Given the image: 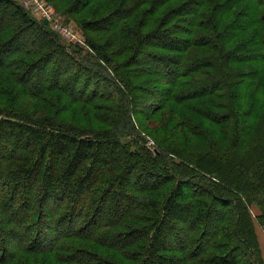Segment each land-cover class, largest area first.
Masks as SVG:
<instances>
[{
	"label": "trees",
	"instance_id": "obj_1",
	"mask_svg": "<svg viewBox=\"0 0 264 264\" xmlns=\"http://www.w3.org/2000/svg\"><path fill=\"white\" fill-rule=\"evenodd\" d=\"M81 25L115 41L89 37L94 57L0 0V97L9 82L18 94L0 99V264H264L255 226H264V0L121 1ZM115 46L157 77L146 120L174 104L185 148L147 149L128 122L77 127L29 112L26 100L54 91L69 109L127 100L129 74L117 81L94 60L110 68ZM182 109L204 129L179 122Z\"/></svg>",
	"mask_w": 264,
	"mask_h": 264
},
{
	"label": "rangeland",
	"instance_id": "obj_2",
	"mask_svg": "<svg viewBox=\"0 0 264 264\" xmlns=\"http://www.w3.org/2000/svg\"><path fill=\"white\" fill-rule=\"evenodd\" d=\"M19 5L24 4L25 9L30 14H34L35 17L40 15V13L48 7H52L54 10L53 20L50 24V30L54 31L60 38L61 41L67 45H73L78 48H82L86 52L90 51L87 46V39L92 37L96 42L100 44H108L110 41L114 40L112 32L110 31H100V32H89L85 31L82 28L81 23L83 21H87L90 19L98 18L102 15L107 14L111 11L116 5H118L121 1H127L131 3L135 0H97L93 5H90L86 10L82 13L75 14L72 9L73 7L80 10V6L76 2L77 0H15ZM84 0H78V3H82ZM28 4H26V3ZM76 5V6H75ZM22 6V5H21ZM240 5L236 8L234 15H237L240 11L238 9ZM243 10V9H242ZM73 12V13H72ZM79 12V11H78ZM242 15V14H241ZM33 16V15H32ZM34 17V16H33ZM230 16L227 20H231ZM264 28L262 27V30ZM59 33V34H58ZM121 46H115L114 48H108V57L114 62V65L108 66L104 63L100 58L94 59L96 63L102 64L108 71L109 74L116 76L117 81H122L121 76L127 72L131 77L129 80L133 82V88H129L126 86L125 82H123V90L126 93L127 100H121L119 97L115 96L114 98L107 99L106 96L96 97L91 99V105L80 103L78 106H75L72 109H69V98L67 97V93L54 91L49 93H43L42 96L36 99L26 100L25 102L30 109V113L35 115L38 111H43L49 118L59 119L61 121L67 120L70 121L72 125H76L77 127H85V121H88L89 125H92L94 122V117L98 118L99 121H109L112 119L113 123L118 124V126L125 125L128 122V126H133L136 135L141 137V142L143 146L147 149H156L157 152H162L167 155L169 152L165 149L172 148V146L176 145L178 148H185L187 146L185 142V132L187 129H179L178 122L176 123V113L174 109V104H169V109L165 110L157 116L153 122H149L146 118L149 115L151 117L150 112L145 110L144 103L148 99H150L149 92H146L145 89L148 86L156 87L159 83L152 82L148 83V80L156 81L157 77L151 76V74H141L139 73V65L138 61L133 57V53L127 52ZM94 57L95 54L92 53ZM98 58V57H97ZM141 63L144 62V58L140 59ZM146 61V59H145ZM142 65V64H141ZM148 66L151 67V64H144L143 67ZM116 68V70H115ZM113 69V70H112ZM117 71V72H116ZM75 72V71H74ZM73 72V74H74ZM9 73L11 71L9 69L4 70V74L9 78ZM114 73V74H113ZM117 73V74H116ZM139 74L138 77L133 78L134 75ZM7 84V82L5 81ZM148 83V84H147ZM15 86L9 82L4 90L6 91L5 97H0L2 103H5L8 98L7 95H11L13 99L16 97L17 92H15ZM103 90V88H102ZM9 101V100H8ZM94 101V102H93ZM160 102V99H159ZM158 102V103H159ZM195 104V103H194ZM203 108L208 112L213 111L211 106L209 105L207 100H203L201 103ZM198 105V103L196 104ZM193 107H196L192 105ZM130 108L132 110L130 111ZM125 110V112H124ZM181 118L182 120H178L184 125L195 124L199 125L204 129L206 120L202 116H195L189 111H185V109L181 110ZM147 116V117H146ZM179 118V117H178ZM191 120V121H188ZM142 120L143 124L141 127L139 126V121ZM169 125V127H168ZM174 126V128H173ZM100 127H105L101 124ZM123 127V126H122ZM188 128V127H187ZM127 129V128H126ZM174 134H179L181 137L176 139V143L174 140H171ZM127 141H131V139L125 138ZM165 139H169L165 144L162 141H166ZM199 141V140H198ZM160 145H159V144ZM161 143L164 147H161ZM206 143L203 141L201 146ZM177 149V148H176ZM251 214L253 218H256L260 214V209L256 204L251 206ZM256 232L257 236L262 239V247L264 251V226L260 225L255 220ZM258 238V239H259ZM260 243V241H259ZM261 247V245H260ZM88 250L93 251L91 246L88 247ZM63 255L67 254L66 251H62Z\"/></svg>",
	"mask_w": 264,
	"mask_h": 264
},
{
	"label": "built area",
	"instance_id": "obj_3",
	"mask_svg": "<svg viewBox=\"0 0 264 264\" xmlns=\"http://www.w3.org/2000/svg\"><path fill=\"white\" fill-rule=\"evenodd\" d=\"M26 3V2H25ZM27 4V3H26ZM23 8H25L24 4H21ZM28 5V4H27ZM34 16L35 19H37L38 21L44 22L45 20L48 21V24L52 23L53 20V15H54V10L52 7H48L45 8L40 15H38L37 17H35L34 14H31ZM59 34V33H58ZM153 150V149H152Z\"/></svg>",
	"mask_w": 264,
	"mask_h": 264
},
{
	"label": "crops",
	"instance_id": "obj_4",
	"mask_svg": "<svg viewBox=\"0 0 264 264\" xmlns=\"http://www.w3.org/2000/svg\"><path fill=\"white\" fill-rule=\"evenodd\" d=\"M258 235V234H257ZM259 238V237H258ZM259 241H260V245H261V250H262V255H263V259H264V251H263V245H262V239L260 240V238H259Z\"/></svg>",
	"mask_w": 264,
	"mask_h": 264
},
{
	"label": "water",
	"instance_id": "obj_5",
	"mask_svg": "<svg viewBox=\"0 0 264 264\" xmlns=\"http://www.w3.org/2000/svg\"><path fill=\"white\" fill-rule=\"evenodd\" d=\"M44 23H45V24H48V21L45 20Z\"/></svg>",
	"mask_w": 264,
	"mask_h": 264
}]
</instances>
